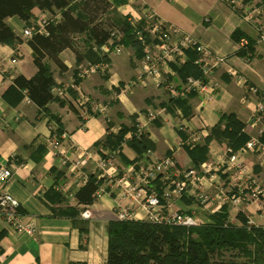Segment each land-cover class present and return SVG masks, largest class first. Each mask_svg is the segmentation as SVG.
<instances>
[{
    "label": "crops",
    "instance_id": "obj_1",
    "mask_svg": "<svg viewBox=\"0 0 264 264\" xmlns=\"http://www.w3.org/2000/svg\"><path fill=\"white\" fill-rule=\"evenodd\" d=\"M117 12L133 22L142 19L144 12H151L159 22L192 35L214 52L226 56V65L212 75L217 85L216 93L208 102L197 96L189 99L190 116L187 119L176 112L165 111L160 118L149 123L146 113L167 100L166 91L162 86L154 87L147 80L146 85L135 88L131 93H118L116 86L134 79L140 72L142 59L136 57L130 48L120 47V54H115L106 44L103 46L107 49L108 59L105 71L83 79L77 77L79 67L94 64L85 59L77 62L73 52L64 50L59 55L65 67L63 72L49 64L55 85L74 83L90 103L104 104L107 109L103 116L85 115L73 106L74 94L72 96L70 91L68 100H63V107L55 102L48 104L46 109L60 120L61 131L65 135L58 151L54 152L46 142L56 125L31 102L26 103L24 94L17 104L13 103L12 95L5 94L14 77L30 78L36 72L31 49L21 36L26 26L15 17L8 18L7 24L21 41L11 46L0 45V168H12L5 190L19 203L24 223L32 225L35 232L32 236L18 234L6 228L0 219V264H105L106 226L114 220V202L107 194L108 183L102 182L91 205H78L75 194L83 186L77 183L80 174H95L87 157L97 159L106 153L93 145L106 135L107 123L109 132L116 134L121 127H131L135 116L134 124L150 142L152 155L162 158L171 149L176 163L182 168L193 166L184 150L178 149L179 142L194 131L204 130L205 139L222 114L235 115L245 125L244 132L249 138H252L251 129L257 124L264 133L263 123H254L252 118L253 115H264V44L254 45L250 63H242L235 54L237 43L231 40L230 35L238 30L250 39L252 29L225 4L219 0H129L118 7ZM31 13L32 24L49 18L46 12L37 8ZM76 51H81L79 42L76 43ZM12 60H15L14 64H11ZM254 62H258V66L252 65ZM171 64L174 63H169L164 70L167 73L165 77L179 83ZM259 67L263 68L262 71ZM228 69H234L237 77L229 76L226 73ZM247 86L257 92L248 91ZM260 108L263 113H257ZM87 111L91 113L89 108ZM124 139H129L128 134ZM224 146L223 142H209L206 160L214 153L221 154ZM127 147L126 144L121 145L117 155L119 164L115 165L118 172L128 165L121 161L119 155L127 161L136 158ZM82 158L87 160V164L74 169L72 163ZM246 161L254 172L264 176V166H259L257 159L256 166L252 165L250 156ZM186 205L183 202L175 207L184 211ZM66 206L80 211L79 219L86 225V234L82 238L85 249L79 248V232L71 221L53 215L52 210Z\"/></svg>",
    "mask_w": 264,
    "mask_h": 264
},
{
    "label": "built area",
    "instance_id": "obj_2",
    "mask_svg": "<svg viewBox=\"0 0 264 264\" xmlns=\"http://www.w3.org/2000/svg\"><path fill=\"white\" fill-rule=\"evenodd\" d=\"M232 10L252 29L250 40L255 44H264V0H219ZM146 28L151 43L145 44L143 36L138 33L137 39L143 46V57L140 72L134 79L116 86L119 94H128L137 86L146 85L150 80L154 87L160 86L166 91L168 98L186 99L194 94L204 102L211 101L217 85L212 75L226 65L227 57L214 52L203 45L192 35L182 33L179 29L159 22L151 12H144ZM45 21L26 26L21 31L24 39L33 33H44ZM116 32H113L114 35ZM115 40L119 35L113 36ZM112 40L108 41L111 45ZM236 50L248 49V38H241ZM101 51L107 52L105 47ZM185 50H193L197 54L194 64L201 72V79L187 78L183 84L174 83L165 76L164 69L169 63L178 64L185 60ZM120 46L113 49L120 54ZM247 55L249 53L247 52ZM15 60L11 61L14 64ZM105 64L81 66L77 77L86 78L91 74L103 73ZM229 76L237 77L234 69H228ZM241 80V79H239ZM244 83V82H243ZM69 91L74 94L73 106L85 115H101L106 112V105L93 103L86 99L74 83L56 86L51 89L54 97L68 100ZM248 91L256 93L249 87ZM30 103L28 98H24ZM89 108L91 113H88ZM165 112L158 107L149 110L146 121L153 122ZM180 117L179 110L175 111ZM257 113H263L260 110ZM262 116L253 115L254 123H262ZM135 135H140V127L136 126ZM54 130V129H53ZM132 134H128V138ZM65 138L52 134L46 146L56 152L60 141ZM204 130L190 132L186 139L178 144V149L203 144ZM124 142L130 139H123ZM125 143H122L123 145ZM170 149V155L155 158L150 150L145 151L139 159L128 164L121 172L112 161L118 152H106L103 157H87L92 162L97 179L107 182V194L114 202V220L120 222H146L158 226L194 228L211 224L210 216L225 214L224 226L232 225L245 228H264V176L256 174L246 161L248 156H255L258 165L264 166V142L260 139H249L236 151L224 146L221 154L214 153L198 167L182 168L177 163ZM87 160L82 158L72 163L74 169L82 168ZM12 168H0V219L5 227L18 234L32 236L34 228L24 223V215L19 203L5 190L11 179ZM88 176L80 174L78 185H84ZM100 189H98L99 191ZM185 202L186 209L181 211L175 206ZM85 216V213L82 214ZM244 220V222L242 221Z\"/></svg>",
    "mask_w": 264,
    "mask_h": 264
},
{
    "label": "trees",
    "instance_id": "obj_3",
    "mask_svg": "<svg viewBox=\"0 0 264 264\" xmlns=\"http://www.w3.org/2000/svg\"><path fill=\"white\" fill-rule=\"evenodd\" d=\"M129 0H0V45H14L21 39L7 24L8 18L15 17L25 26H30L33 21L31 11L37 8L49 16L44 26V33L35 32L26 39L27 46L31 49L32 63L36 69L30 78L22 75L14 77L12 85L5 94L12 95L14 104L23 98L28 100L42 111L55 125L52 134L60 136L62 128L60 120L46 109L50 103H57L63 107L64 101L54 97L51 89L56 87L49 64L63 72L65 67L59 55L64 50L75 54L77 62L85 59L91 64H107L106 54L100 51L109 40H112L109 50L116 46L130 48L136 57L142 59L143 46L137 39L140 33L145 44H150V38L144 31L145 20L133 22L128 16L120 15L117 8L127 4ZM113 32L119 35L115 40ZM231 40L238 42L241 38H248L238 30L230 35ZM81 44V51H76V43ZM254 43L248 38L247 52L236 51V56L242 59H252L254 56ZM185 60L178 64H171L172 70L179 84L187 78L201 79L202 75L194 64L197 54L193 50H185ZM249 56V57H248ZM248 57V58H247ZM75 82L79 80L75 78ZM72 94V93H71ZM73 96V94H72ZM194 94H189L186 99L168 98L158 105L166 112L173 114L175 109L181 112L184 119L190 116L188 100ZM129 128L121 127L116 134L109 132L101 141L94 143L95 149L113 152L121 149L125 143L136 155L127 161L119 155L124 164H130L147 151L152 150L151 144L144 133L135 135L136 124ZM264 125V115L262 116ZM245 125L233 114H222L217 125L205 137L203 144L193 147H183L191 165L198 167L207 158L209 142L224 143L232 151L243 147L250 139L244 132ZM131 133L130 140L124 142L126 134ZM264 142V133L259 138ZM170 155V153H168ZM103 157V155H100ZM95 174L88 175L86 183L75 194L78 205H91L95 194L102 184ZM54 216H62L71 221L80 236V249H85L82 238L86 234V225L80 221V211L73 207H63L52 210ZM211 224L194 227L158 226L146 222H120L110 221L106 226L107 247L105 264H264V228L247 229L242 225L235 227L224 226L225 214L210 216ZM244 222V220L242 219ZM221 251L239 252L243 258L242 263L230 260H212L213 254ZM81 264V263H69ZM83 264V263H82Z\"/></svg>",
    "mask_w": 264,
    "mask_h": 264
},
{
    "label": "rangeland",
    "instance_id": "obj_4",
    "mask_svg": "<svg viewBox=\"0 0 264 264\" xmlns=\"http://www.w3.org/2000/svg\"><path fill=\"white\" fill-rule=\"evenodd\" d=\"M30 25H32V23H30ZM144 28H146V25L144 26ZM147 32V31H146ZM148 33V32H147ZM110 46V45H109ZM101 51V50H100ZM113 51V50H112ZM103 54H107V53H105V52H103V51H101ZM249 57V56H248ZM247 57V58H248ZM241 60H242V63H244V64H249L250 63V61H251V59H242L241 58ZM257 63L258 62H254V63H252V65H254V66H258L257 65ZM168 67V66H167ZM167 67H166V69H167ZM260 69H261V71H262V67H259ZM258 68V69H259ZM166 69H164V70H166ZM258 71V70H257ZM264 71V70H263ZM165 72V71H164ZM237 76V75H236ZM124 84V83H123ZM151 84H152V82H151ZM153 85V84H152ZM245 85V84H244ZM154 86V85H153ZM137 87H139V86H137ZM137 87H135V88H137ZM248 87V89H249V86H247ZM134 88V89H135ZM133 89V90H134ZM118 90V89H117ZM263 96V95H262ZM264 97V96H263ZM165 98L166 99H168V96H167V93H166V96H165ZM154 109H157L156 107H154V108H151V111L152 110H154ZM176 110H178V109H175L174 110V112L176 111ZM147 114V113H146ZM159 117V116H158ZM160 118V117H159ZM137 126V125H136ZM138 129V128H137ZM137 131V130H136ZM140 132H141V130H140ZM142 133V132H141ZM140 133V134H141ZM260 133H261V127H260V125L259 124H257L256 126H254L252 129H251V136H252V138L253 139H258V137H259V135H260ZM128 134H131V133H128ZM251 139V138H250ZM121 148V147H120ZM127 148H129V147H127ZM173 148V150H175V148L174 147H172ZM181 150H183V149H181ZM120 152V149H116L114 152ZM106 152H108V151H106ZM108 153H111V152H108ZM251 157V159H252V165H254V166H256L257 165V163L255 162L256 161V157L255 156H250ZM117 156L115 157L114 156V159L112 160L115 164H117L118 163V160H117ZM249 163V162H248ZM119 164V163H118ZM259 170V169H258ZM255 173L256 174H258L259 172H256L255 171ZM212 258V260H217V261H219V260H223V261H226V260H230V261H234V262H237V263H242L243 262V258H242V256L240 255V253L239 252H235V251H221V254H219V252H217L216 254H213V256L211 257Z\"/></svg>",
    "mask_w": 264,
    "mask_h": 264
}]
</instances>
